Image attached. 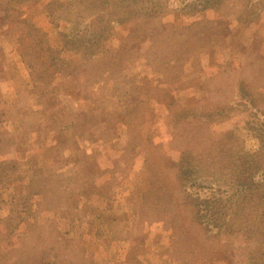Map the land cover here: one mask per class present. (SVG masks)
I'll return each mask as SVG.
<instances>
[{"label": "rangeland", "instance_id": "374dc122", "mask_svg": "<svg viewBox=\"0 0 264 264\" xmlns=\"http://www.w3.org/2000/svg\"><path fill=\"white\" fill-rule=\"evenodd\" d=\"M206 4L0 0V264H264L236 185L182 173L264 129V0Z\"/></svg>", "mask_w": 264, "mask_h": 264}, {"label": "trees", "instance_id": "16d2710c", "mask_svg": "<svg viewBox=\"0 0 264 264\" xmlns=\"http://www.w3.org/2000/svg\"><path fill=\"white\" fill-rule=\"evenodd\" d=\"M120 1L125 4L130 0ZM221 1L204 0V4L207 5L206 3L208 2V5L214 6V3ZM97 6L99 5L97 4ZM139 6L142 5L139 4ZM134 12H138L136 6H134ZM100 13L99 9H94L89 14V17L95 15L91 22L97 19L96 17L98 16H101L102 19L104 15ZM94 36H97V33ZM250 94L251 92H248V94L242 93L244 98H248L246 100L247 103L254 104L255 97ZM244 138L247 146H250L248 150L251 152L249 154L251 156L246 161H241L242 154L240 147L238 148L241 132L237 130V127H231L221 133L211 145L206 146L201 151L184 153L183 156H188V154L196 156L198 161L194 165L195 169H191L192 164L188 163L187 166L183 167L182 173L185 176L195 173L199 178L228 179L231 182L230 185H236V187L231 189L233 191L231 196L234 197L231 201L236 200L230 205L228 230L234 222L241 225L248 222L251 225L244 233L253 236L257 235V237L260 235L264 242V129L259 131L255 129L253 133L250 131ZM248 139L252 145L248 143Z\"/></svg>", "mask_w": 264, "mask_h": 264}]
</instances>
